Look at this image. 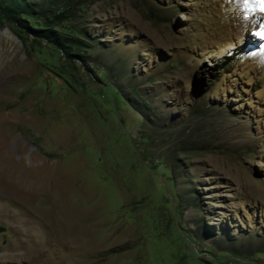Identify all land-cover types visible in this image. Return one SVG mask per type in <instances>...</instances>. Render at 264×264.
<instances>
[{
  "label": "rangeland",
  "instance_id": "1",
  "mask_svg": "<svg viewBox=\"0 0 264 264\" xmlns=\"http://www.w3.org/2000/svg\"><path fill=\"white\" fill-rule=\"evenodd\" d=\"M19 1L57 44L0 18V264H264L260 5Z\"/></svg>",
  "mask_w": 264,
  "mask_h": 264
},
{
  "label": "trees",
  "instance_id": "2",
  "mask_svg": "<svg viewBox=\"0 0 264 264\" xmlns=\"http://www.w3.org/2000/svg\"><path fill=\"white\" fill-rule=\"evenodd\" d=\"M36 12L41 13V9L37 5L33 6L31 3H26L24 1L3 0L2 2L1 0L0 3V18L4 21L27 36L57 44L56 39L51 35L50 31L45 28V25L39 27L32 25L33 27L31 26V28L25 25L24 18L29 16L30 13Z\"/></svg>",
  "mask_w": 264,
  "mask_h": 264
},
{
  "label": "snow or ice",
  "instance_id": "3",
  "mask_svg": "<svg viewBox=\"0 0 264 264\" xmlns=\"http://www.w3.org/2000/svg\"><path fill=\"white\" fill-rule=\"evenodd\" d=\"M256 3L260 5L259 11L264 12V0H241L242 7H248L249 5ZM256 38L264 41V23H261L259 30L253 34Z\"/></svg>",
  "mask_w": 264,
  "mask_h": 264
},
{
  "label": "clouds",
  "instance_id": "4",
  "mask_svg": "<svg viewBox=\"0 0 264 264\" xmlns=\"http://www.w3.org/2000/svg\"><path fill=\"white\" fill-rule=\"evenodd\" d=\"M258 67L264 68V63H261Z\"/></svg>",
  "mask_w": 264,
  "mask_h": 264
}]
</instances>
